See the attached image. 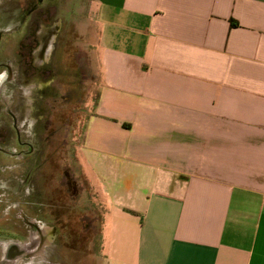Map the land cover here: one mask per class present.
Returning <instances> with one entry per match:
<instances>
[{"label":"crops","instance_id":"obj_1","mask_svg":"<svg viewBox=\"0 0 264 264\" xmlns=\"http://www.w3.org/2000/svg\"><path fill=\"white\" fill-rule=\"evenodd\" d=\"M94 3L100 27L79 31L97 86L76 201L97 211L88 258L264 264V0Z\"/></svg>","mask_w":264,"mask_h":264},{"label":"flooded vegetation","instance_id":"obj_2","mask_svg":"<svg viewBox=\"0 0 264 264\" xmlns=\"http://www.w3.org/2000/svg\"><path fill=\"white\" fill-rule=\"evenodd\" d=\"M58 9L53 0H0V264H59V241L70 247L69 223H60L65 233L57 224L62 209L70 213L69 190L54 184L55 170L42 169L41 131L51 128L57 101L50 91L62 26ZM15 44L17 55L10 57ZM73 71L82 74L78 64ZM29 81L35 83L26 89Z\"/></svg>","mask_w":264,"mask_h":264},{"label":"rangeland","instance_id":"obj_3","mask_svg":"<svg viewBox=\"0 0 264 264\" xmlns=\"http://www.w3.org/2000/svg\"><path fill=\"white\" fill-rule=\"evenodd\" d=\"M53 2L59 6L57 18L62 20L55 58V62H57L54 63L56 64V81L50 91H55L57 101L54 111L51 113V120L53 121L51 128H43L41 132L45 139L43 145L45 146V156L49 157L51 152L54 154L53 159L55 161L53 160L54 166H51L53 161L47 160L46 157V160L42 162V169L55 170L54 184L60 190H69L65 200L70 213L64 214L63 211L65 210L62 209L63 211L60 212L63 216L57 224L69 223V227L66 229L72 235L67 242L70 244L67 249L64 246L65 241H59L57 260L59 264H100L97 257L88 258L87 256L90 250L95 249V243L92 239H94L93 234L97 231V226L95 227L91 219L95 217L97 211L95 210V214H93L89 209V217L86 218L84 215L87 212L76 204V201L81 198V193L87 190L86 181L81 172L79 150L87 117L92 114L97 102L95 68L91 70L89 63L88 72L86 71L84 75V69L82 71L80 67L82 63L79 62L81 59H87V52H90V49L88 47L81 48L82 39L79 31L87 33L93 25L95 30L97 25L98 28L100 27L97 20L98 9L94 0H53ZM16 52L17 45L15 44L8 56L15 57ZM77 64H79L83 74L73 71ZM80 76H82L81 82L78 81ZM33 83L35 82L29 81L26 84V89L32 87ZM49 135L52 136L50 142L45 138ZM94 207H96L95 203ZM58 231L65 233V227L60 225Z\"/></svg>","mask_w":264,"mask_h":264}]
</instances>
